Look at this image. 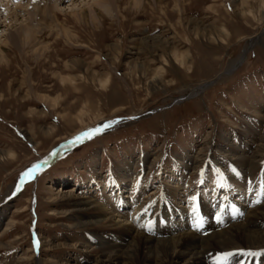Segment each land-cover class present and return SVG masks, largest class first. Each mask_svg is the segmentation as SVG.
Instances as JSON below:
<instances>
[{
	"label": "rangeland",
	"instance_id": "1",
	"mask_svg": "<svg viewBox=\"0 0 264 264\" xmlns=\"http://www.w3.org/2000/svg\"><path fill=\"white\" fill-rule=\"evenodd\" d=\"M263 1L0 0V264H94L100 242L72 226L90 219L72 211L73 197L135 229L165 209L172 236L200 213L215 223L219 207L263 203L264 162L248 202L227 188L232 163L217 161L223 142L257 149L264 136ZM21 25L25 46L14 40ZM113 120L24 180L58 146ZM177 155L193 164L176 166ZM127 162L131 177L118 184ZM250 251L220 264H253Z\"/></svg>",
	"mask_w": 264,
	"mask_h": 264
},
{
	"label": "bare ground",
	"instance_id": "2",
	"mask_svg": "<svg viewBox=\"0 0 264 264\" xmlns=\"http://www.w3.org/2000/svg\"><path fill=\"white\" fill-rule=\"evenodd\" d=\"M103 2L104 0H101L102 4ZM140 2L141 0H132V4L136 7L140 5ZM263 2L262 4H264ZM104 6L106 5L103 4V7ZM47 10L48 9H46V11ZM53 17L56 18V14H53ZM16 20H18V18ZM91 20H93V18H91ZM19 28L20 29L14 35L15 44L18 45L20 42V45L25 46L29 43L31 38V30L28 26L25 27L24 25H21ZM260 39L263 42L264 37L263 39L251 40L246 46L247 48L245 47V52L247 53L248 49L258 41L260 42ZM173 57L179 65H185V55L174 53ZM4 58L5 56L0 54V61ZM106 84L107 80H104L101 86L104 87ZM203 89L204 87L200 86L189 90L187 95L193 96L201 94ZM258 141L259 148L257 149H251L252 143L238 148L237 146H231L229 142H223V148L225 147V149H223L222 153H219V159L217 160L219 164L226 163V161L232 163L233 169L227 176V179H229L227 188L240 189L243 198H246L248 193L253 190L252 183H254L255 179L253 178L250 180V177L260 169L261 163L264 162V143H262L264 142V136L260 137ZM72 145L74 144H70V142L69 144H61L54 149V153L45 158L37 168L40 169L46 165L47 162L58 158L65 151L64 149L66 147H71ZM182 158V156L178 155L174 158L175 165L181 166L182 169L186 168L193 161L191 158H187V160L183 161ZM199 161H201V159L197 158L195 163ZM123 166L124 167L117 166L116 171L120 170L118 171L120 175V183L118 184H124L131 177L128 169L129 163L127 162ZM123 169L125 171L124 173H122ZM262 174L264 175V170ZM25 179L28 178L24 177V180ZM262 191L261 189L258 194L261 195ZM232 193H234V191L230 192V194L228 193L229 197ZM249 196L251 197L249 198ZM70 199H74V209L72 211H74L76 215L80 214L81 216H85V218H90L87 221L78 222L72 226L86 227L91 229V231L93 230L92 232H94L96 236L91 235L92 239H96L100 242L98 250L96 251L94 264H181L179 261H183L182 264H213L215 257L221 253L231 252L240 255L246 250L259 253L257 258L260 257V259L258 260L255 257L253 264H264V202L255 204V206H252L253 204L249 205L248 203L249 209L240 211L239 207L241 208V206L244 205L234 204L235 201L233 200L232 203L235 206V211H230V207H232L231 204H228V206L223 209L219 207L217 213L213 216L216 217L220 214L218 220H215L216 224L210 220L207 215L198 213L199 217L203 218L202 227H192L191 232H178L172 236L170 235L171 232L166 230L167 226H163L164 219L167 218L166 216L168 215V212L166 214L163 213L165 209L162 211V208H160L157 214L153 211L147 216V218L149 217L148 222L146 224L144 222L139 223L138 227L135 229V227H132V225H129L127 222L124 223L122 220L116 221L115 217H108L107 208L100 206L91 196L81 198L73 197L69 198L68 201H70ZM250 200L252 201V195L249 193L248 202ZM200 203L201 202H198L199 205L197 204L199 208L201 207ZM121 204L123 206L122 208H125L126 204ZM215 204L217 205V203ZM181 214L182 216H186L185 212H181ZM153 221H155L156 224L152 223ZM186 225L187 224H185L184 227H186ZM106 235L117 237L119 240L118 242L106 243V240L103 239ZM244 262L246 263V261H242L241 264Z\"/></svg>",
	"mask_w": 264,
	"mask_h": 264
},
{
	"label": "snow or ice",
	"instance_id": "3",
	"mask_svg": "<svg viewBox=\"0 0 264 264\" xmlns=\"http://www.w3.org/2000/svg\"><path fill=\"white\" fill-rule=\"evenodd\" d=\"M118 123V121H111L109 123L102 124L101 126H97L95 128H92L86 132L81 133L80 135L76 136L72 141H70V144H82L85 140H91L95 135L102 133L105 129L112 127L114 124ZM39 169L37 167H33L28 169L23 175L24 177L31 179L36 171ZM223 186V185H221ZM20 185H17V190H19ZM192 199H195V197H192ZM149 209L148 207H145L143 211L147 212ZM219 218V217H217ZM203 226V218L197 217L195 221V227L200 228ZM33 246L34 248L38 249L39 247V241L38 239H33ZM243 251V250H240ZM250 256H256L259 255L257 252H248L247 253ZM233 253L231 252H225L215 257L217 264H220L221 261H226L230 256H232Z\"/></svg>",
	"mask_w": 264,
	"mask_h": 264
}]
</instances>
